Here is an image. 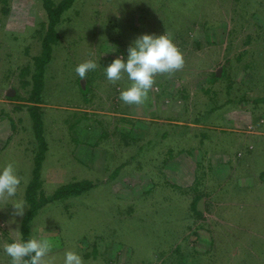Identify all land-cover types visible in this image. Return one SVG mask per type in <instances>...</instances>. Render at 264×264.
I'll return each instance as SVG.
<instances>
[{"label": "rangeland", "instance_id": "rangeland-1", "mask_svg": "<svg viewBox=\"0 0 264 264\" xmlns=\"http://www.w3.org/2000/svg\"><path fill=\"white\" fill-rule=\"evenodd\" d=\"M42 2L0 0V119L10 132L0 169L14 162L22 177L16 196L0 202V264H10L4 245L21 238L27 208L17 217L12 204L38 156L43 196L89 183L29 224V236L52 241L56 264L66 250L84 264H264V0H73L42 67L37 133L27 107L47 29ZM163 33L184 67L157 75L142 105L125 104L131 82L126 74L110 82L105 68L126 60L138 36ZM86 60L98 66L81 80L75 68ZM244 109L260 115L252 129L234 122ZM195 149L189 174L178 161Z\"/></svg>", "mask_w": 264, "mask_h": 264}, {"label": "clouds", "instance_id": "clouds-1", "mask_svg": "<svg viewBox=\"0 0 264 264\" xmlns=\"http://www.w3.org/2000/svg\"><path fill=\"white\" fill-rule=\"evenodd\" d=\"M93 60L80 63L75 71L81 80L90 70L97 68ZM184 67V57L174 43L171 33L142 34L127 49V59L123 56L115 58L106 68L107 79L115 83L127 75L130 85L120 92V99L127 105H142L148 98L157 75L171 76ZM22 177L18 175L14 162H9L0 169V202L15 197L21 185ZM26 201L16 200L13 204V215L22 217ZM54 245L48 238L30 235L25 241L16 238L4 245V252L10 257V264H56V256L52 254ZM27 258V259H26ZM63 264H84L83 257L75 250H66Z\"/></svg>", "mask_w": 264, "mask_h": 264}, {"label": "trees", "instance_id": "trees-1", "mask_svg": "<svg viewBox=\"0 0 264 264\" xmlns=\"http://www.w3.org/2000/svg\"><path fill=\"white\" fill-rule=\"evenodd\" d=\"M73 0H61L56 5H53L49 2V0H43L42 5L43 9L46 12L47 17V29L45 36L42 41L41 46V54L39 57L33 59V62L36 67V72L31 76L32 84H31V94L28 98L31 106H28L27 110L30 116V119L33 122V126L37 133H39L38 127L41 125V121L38 120V116L36 114L37 108L33 105L38 104V93L40 91V78L42 75V67L48 61L50 46L56 42L57 36L54 32V26L59 21V17L61 13L69 7V4ZM15 97V95L13 96ZM8 97V98H13ZM39 141V140H38ZM40 144V141H39ZM40 149L45 150V147L42 143L40 144ZM39 161L40 157L38 156L37 159L34 161L33 169H32V180L29 184L26 185L23 194V200L27 203V210L25 215L22 218L20 224V236L23 240H27L29 238V224L31 220L36 216L39 210L43 208L46 204L53 201L64 200L66 198H71L73 196H77L85 192V190L89 187V183L85 180L81 181H72L64 186L59 187L52 195L49 197L43 196L42 192H39V181H38V169H39ZM202 195H196L192 207L195 210L196 204L199 201ZM198 214L201 213L198 210L196 211ZM27 259V258H26Z\"/></svg>", "mask_w": 264, "mask_h": 264}, {"label": "crops", "instance_id": "crops-1", "mask_svg": "<svg viewBox=\"0 0 264 264\" xmlns=\"http://www.w3.org/2000/svg\"><path fill=\"white\" fill-rule=\"evenodd\" d=\"M2 100L0 99V102H1ZM238 109H240V110H242V107H240V108H238ZM240 110H238V111H234L235 113H237V115H236V119H234V122L236 123V125H240V124H242V123H244V125L242 126V127H238V128H240V129H244V127H245V125H247V129H252V123H253V121H254V119H255V117H258V116H260L259 115V113H258V116H256V115H254L253 114V111H254V109H244L243 110V112H241ZM239 112L241 113V114H243V115H240L239 114ZM262 117V116H261ZM260 118V117H259ZM1 120H3L2 118L0 119V149L1 148H3V146H4V143H5V141H6V139H7V137L9 136V134H10V132H8V130L6 129V127H5V123H3V121H1ZM6 126H8L7 124H6ZM195 127H197V128H199V126H195ZM199 130V129H198ZM206 139H208V138H206V137H202L201 138V140H198L197 139V146L195 147V148H198V150L199 149H203V147L202 146H205V143H206ZM202 143V144H201ZM207 144V143H206ZM198 150L196 151V149L194 150V152H192L191 154H190V156H188V155H184V158H182V159H179V161H178V164H179V162H186V163H189V166H190V173L189 174H192V171L194 170V165H195V162H194V159L196 160V163H198ZM192 156V157H191ZM208 157L210 158H212V155H208ZM213 158L214 159H216V161H217V163H219V164H223L224 162H226L227 161V157L226 156H224V154L221 156V157H219V156H213ZM213 158H212V163L214 164V166L215 167H218V165L214 162V160H213ZM177 164V165H178ZM185 165V164H184ZM182 178V181L181 180H178L179 182H181V183H183V184H192V182L194 181V180H191L189 183H188V180H187V177L186 176H184V178L183 177H181ZM187 183H186V182ZM180 183V184H181ZM190 184V185H191ZM203 188V187H202ZM197 189V188H196ZM200 189V188H199ZM204 204V203H203Z\"/></svg>", "mask_w": 264, "mask_h": 264}, {"label": "water", "instance_id": "water-1", "mask_svg": "<svg viewBox=\"0 0 264 264\" xmlns=\"http://www.w3.org/2000/svg\"><path fill=\"white\" fill-rule=\"evenodd\" d=\"M12 94H13V90H11V89H9V90L6 92V95H8V96H9V95H12ZM201 203H202L201 200L197 203V206H196V207H197V210H198V211H200L199 208H200V206H201Z\"/></svg>", "mask_w": 264, "mask_h": 264}]
</instances>
